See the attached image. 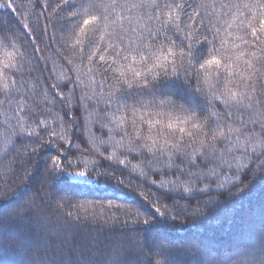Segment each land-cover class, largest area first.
<instances>
[{
	"label": "snow or ice",
	"instance_id": "6c2138e0",
	"mask_svg": "<svg viewBox=\"0 0 264 264\" xmlns=\"http://www.w3.org/2000/svg\"><path fill=\"white\" fill-rule=\"evenodd\" d=\"M36 7L40 10L25 15L18 12L14 0L0 3V8L23 16L24 20L20 21L22 29L29 32L35 29L26 21L35 17L38 24L40 16L50 10L46 19L51 22L54 17L59 24V37H52L59 44L56 54L61 61L75 67L77 76L74 80L66 77L63 84L42 83L40 77L33 78V71L39 69L30 60L25 61L26 53L20 52L15 42L9 41L11 50L5 49L0 53V96L3 97L0 109L4 110L5 124L14 118L16 139L24 146L29 159L41 148H50L53 142L55 144L56 154L47 157L50 167L46 163L44 173L40 175L41 187L32 200L41 194L49 199L64 200V195L58 196L46 187L49 179L55 181L58 176L66 177L75 184L99 182L101 175L108 176L107 172H98L93 177L87 170V160L83 162L85 170L81 171H66V168L72 167L70 161L61 166L67 160L65 156L62 161L61 150L64 143L71 144V140L66 128L61 133L54 127L49 130L45 114L34 110L40 108L35 96L39 95L41 88L48 89L53 95L52 107L59 105L65 116L73 110V102L93 109L103 102L104 108L97 112L101 127H104L103 121L107 119L113 101L118 106L117 110L120 107L125 111L130 109L133 116L131 131L125 128L122 133H117L121 135V140L116 143L126 147L127 154L146 156L145 149L152 153L153 158L145 164L149 172L153 164L162 169L174 167L177 177L167 183L173 184L177 191L200 190V182L221 174L215 169L210 173L207 169L201 170V163L216 167L219 166L217 162L228 163L231 169L232 163L226 161L225 156L235 162L233 175L236 179H239L236 174L241 171L264 175V0H192L191 3L187 0H58L54 6L49 0H44L43 4L37 0L33 8ZM62 12L66 15L60 16ZM9 32L14 40L20 39L15 31ZM4 39L8 40L7 32ZM40 51L39 47H35L33 56ZM221 56L224 58V76L218 75L213 85L208 69L210 66L219 68ZM40 59L47 65L48 57H37V65ZM55 71L54 66L50 72ZM82 77L92 87H86L82 90L84 94L77 97L76 87L84 83ZM50 78L55 79V76ZM68 84H72L73 88L66 96L60 89H67ZM199 96L204 97L203 103L209 107L213 102L220 101L225 106L223 115L208 112L196 102L195 98ZM145 97L148 98L147 104ZM129 99L133 101L132 105L124 102ZM137 105L140 108L167 107L184 115L174 122L171 113H167L165 122L164 119H153L149 112L147 119L144 115L139 117L138 126L135 117ZM161 115L165 114L156 113L158 117ZM61 123L67 121L61 118ZM120 123L123 124L124 120L121 119ZM32 124L46 133L48 140L43 142L44 137L35 133L42 143L29 148L22 137L27 133L28 140L32 139ZM125 137L128 138L127 145L123 143ZM76 151L81 156L89 152L79 146ZM99 155L106 160L116 157L115 152L107 157L103 153ZM244 159L248 160V165L241 162ZM176 160H180L179 165ZM257 161V167H249ZM126 163V159L118 160L119 165ZM103 167V163L94 164L92 171ZM133 168L135 170V166ZM141 175L146 177L147 173L142 172ZM117 184L123 185L124 181L118 180ZM164 186L162 182L161 187ZM223 186L222 182L217 185ZM140 196L149 199L143 191ZM106 207L110 210L125 206L113 205L112 200H108ZM155 211L160 217H166L168 213L167 208L161 212L159 207H155ZM130 213L131 209H126L125 215ZM68 215L71 216V213ZM17 216H22L19 209ZM135 220L140 222L138 212ZM142 223L148 225L151 221L144 219ZM13 242L29 253L35 251L38 254L31 264H93L87 249L95 241L69 248L67 255L64 252L50 253V245L43 246L36 237L23 233H17ZM261 243L264 247V241ZM162 247L159 240L143 243L137 240L128 248L114 250L115 258L111 264H122L118 259L121 254L134 257L133 264H169ZM241 255L247 256L248 253ZM200 264H228V258L216 261L213 257ZM246 264H256V261L249 259ZM259 264H264V259Z\"/></svg>",
	"mask_w": 264,
	"mask_h": 264
},
{
	"label": "trees",
	"instance_id": "16d2710c",
	"mask_svg": "<svg viewBox=\"0 0 264 264\" xmlns=\"http://www.w3.org/2000/svg\"><path fill=\"white\" fill-rule=\"evenodd\" d=\"M3 2L4 0H0V3ZM49 2L54 6L58 0ZM187 2L191 3L192 0ZM36 3L37 0H14L18 12H24L25 15H30L33 10H40L39 7L33 8ZM39 3L43 4L44 0H39ZM65 15L66 13H60V16ZM49 16L50 10L40 16L38 24L35 17L28 19L26 22L35 29L29 32L22 29L20 21L24 20L23 16L0 8V53L5 49L11 50L8 47L9 41L15 42L17 49L26 53L25 61L30 60L32 65L39 69L33 71V78L40 77L42 83L63 84L66 77L74 80L77 73L74 66L67 65L56 54L59 44L52 37H59V24L54 17L51 22L46 19ZM9 30L15 31L20 39L14 40ZM6 32L7 41L4 39ZM35 47H39L41 51L33 56ZM37 57H48L47 65L43 59H40L37 65ZM204 58L207 59L208 56L205 55ZM220 58L222 64L219 68L210 66L208 69L213 85L216 84L218 75L224 76V58ZM54 66L56 71L51 73L50 70ZM128 75L131 76V73ZM51 76H55V79H51ZM46 77L49 79L45 80ZM82 79L84 83L76 87L77 97L84 94L83 89L92 87L87 79ZM72 88L73 85L68 84L67 89L60 90L67 96L71 94L68 90ZM0 99L3 97L0 96ZM35 99L40 108L34 110L45 114L49 120V130L54 127L61 133L63 129H67L71 144L66 141L63 145L61 159L64 161L67 156V160L61 166L64 167L70 161L72 167L66 168V171H81L85 170L83 162L87 160V170L93 177H96L98 172H107L108 176L101 175L99 182L88 184H75L66 177L58 176L55 181L49 179L46 187L58 196L64 195V200L49 199L42 194L32 200L37 189L41 187L40 175L44 173L46 163L50 167L47 157L56 154L55 144L53 142L50 148H41L29 159L24 146L16 139L13 130L14 118L5 124L4 110L0 109V264H31V260L38 255L35 251L29 253L19 248L13 242L17 233L34 236L43 246L50 245V253L64 252L65 255L68 254L69 248L86 241H95L87 249L93 264H111L115 258L114 250L120 247L128 248L137 240L141 243L154 240L162 242L161 250L168 257L169 264H200L213 257L216 261L228 258V264H246L249 259L254 258L256 264H259V261L264 259V247L261 243L264 241V175L241 171L236 174L239 176V179H236L233 175L235 162L231 157L225 156V160L232 163L231 169L228 163L217 162L218 167L201 163V170L207 169L210 173L215 169L221 174L200 182V190L177 191L173 184L167 183L177 177L174 167L162 169L153 164L152 171L149 172L145 164L148 159L153 158L152 153L145 149L146 156L139 153L127 154V148L116 143L121 140V135L117 133H122L125 128L131 131L130 122L133 116L130 109L125 111L120 107L117 110L118 106L113 101L112 108L107 112V119L103 121L104 127H101L97 112L104 108L103 102L95 109L81 107L73 102V110L65 116L59 105L52 107L53 95L49 94L47 88H41ZM195 100L208 112H219L223 115L225 106L220 101L213 102L209 107L207 103H203V96L196 97ZM124 102L128 105L133 103L131 99ZM144 102L148 103L147 97ZM48 112L52 115L48 116ZM149 112L152 113L153 119H164L165 122L167 113H171L174 122L184 115L167 107L140 108L137 105L135 117L138 126L139 117L144 115L147 119ZM157 112L165 115L158 117ZM61 118L67 123H61ZM121 119L124 120L123 124L120 123ZM31 128L34 132L32 139L28 140L27 133L22 137L29 148L42 143L35 133H39L44 137L43 142H47L46 133L40 132L35 124H32ZM123 143L127 145V137ZM160 143H163V138ZM77 146L81 149L87 148L88 154L81 156L76 151ZM257 151L260 149L257 148ZM113 152L116 153L113 160L102 159L99 155L103 153L104 157H107ZM120 159H126L127 163L119 165ZM241 162L248 165L247 159ZM99 163H103L104 167L92 171L94 164ZM258 163L259 161L249 167L255 168ZM77 164L80 166L76 167ZM176 164L179 165L180 160H176ZM142 172L147 173V176L141 175ZM118 180H123L124 184L118 185ZM153 181L155 183H152ZM162 182L164 187H161ZM221 182L224 186L217 187ZM141 191L148 195L149 199L145 200L140 196ZM108 200H112L113 205L125 207H113L109 210L106 207ZM153 205L159 207L161 212L167 208L166 217H160ZM18 209L22 213L20 217L17 216ZM126 209H131L130 215H125ZM137 212L139 223L135 220ZM144 219L150 220L151 223L144 225ZM126 220L128 223H125ZM169 245L172 247L169 248ZM243 252L248 255H241ZM118 259L122 264H133L134 261V257L123 254Z\"/></svg>",
	"mask_w": 264,
	"mask_h": 264
}]
</instances>
